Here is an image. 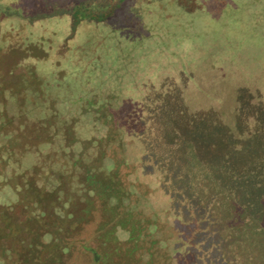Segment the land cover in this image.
Returning a JSON list of instances; mask_svg holds the SVG:
<instances>
[{"label":"rangeland","instance_id":"374dc122","mask_svg":"<svg viewBox=\"0 0 264 264\" xmlns=\"http://www.w3.org/2000/svg\"><path fill=\"white\" fill-rule=\"evenodd\" d=\"M66 2L0 0V264L48 259L43 246L57 232L63 236L59 244L70 253L63 264H95L84 248L97 246L94 237L105 229L101 214L73 221L69 213L75 215L80 206H71L72 193L51 195V189L63 187L55 169L70 186L69 163L58 160L62 153L73 157L57 130L67 121L65 112L76 109L72 101L90 91L103 101L100 95L111 77L119 85H111L116 99L109 110L131 95L136 99L138 83L146 95L135 102L141 112L122 143L103 139L99 150L91 144L87 165L101 150L105 157H125L122 173L130 175L145 163L143 172L151 179L147 202L163 196L156 189L166 181L184 212L209 217L213 240L233 264H264V244L255 245L262 231L264 241V101L257 102L264 87V74L259 76L264 73V7L257 0H126L101 24L73 27L70 18L42 17V12L54 15L57 5ZM10 26L15 30L8 34ZM129 32L135 37L125 48ZM164 95L169 98L156 102ZM91 120L84 113L75 123L79 141L102 134ZM39 137L45 146L37 145ZM81 145L73 146L74 155ZM139 151L149 158L141 157L140 163ZM49 154L56 164L45 161ZM135 177L130 175L126 185ZM142 198H137L133 220L150 210ZM122 206L118 212L125 210ZM163 232L173 235L167 226Z\"/></svg>","mask_w":264,"mask_h":264},{"label":"trees","instance_id":"16d2710c","mask_svg":"<svg viewBox=\"0 0 264 264\" xmlns=\"http://www.w3.org/2000/svg\"><path fill=\"white\" fill-rule=\"evenodd\" d=\"M124 1L126 0H68L66 4L59 5V7L57 5L56 9L58 12H54V15H48L42 12V14H44L42 17H58L55 20L66 18L69 20L70 18L73 27H76L83 22H95L101 24L106 21L105 19L111 18ZM257 3L264 7V0H257ZM34 20L36 21V19ZM2 29L3 28H1L0 22V31ZM14 30L15 28H11V26L8 27V34ZM111 32L109 33L112 36H115L114 32ZM155 32L159 33V31ZM130 34L131 35L126 38L128 40H125L128 45L122 44L125 48L131 45L129 40L135 37L134 33ZM149 37H153L154 39V34ZM155 42L157 43V41ZM144 45L145 43L141 46L145 48ZM35 49L38 50L37 47ZM129 53L130 55L128 57L131 58L133 50ZM138 57L141 59L140 56ZM138 62L140 63L141 60H138ZM124 74H122V76ZM263 74L264 73L261 71L259 76H262ZM119 76H121V74ZM152 76L153 75L148 76L146 80L147 83H149V78ZM119 79H121V77ZM106 82L108 84L103 87L104 93L100 95L103 101H96L94 91H90L88 94L75 99L72 103L78 105L77 108L75 109L74 106L73 110L71 109L65 112L68 117L66 118L67 121L62 120L61 124L57 127L62 141L65 144V150L72 152L73 157L70 158L69 155L67 156V154L62 153V157H59L58 159L59 161L65 159L69 163V170L66 173H70V186H65V184L61 182L62 174L55 169L56 171L54 170V172L57 175V182H59L63 187H52L51 189L53 190L51 195L56 194V191L57 193L64 192V194L68 191L72 193L69 200H75V202H73L74 204L71 206L73 208L75 205L78 206V204L80 206V208L75 209V215L72 212L69 213L71 218H73V221H83L84 217L91 212L96 211L101 214L100 224H104L105 229L103 228V230H98L94 237L97 246L95 248H84L85 252L92 256V263L233 264L232 258L228 256V251L220 247L219 241L216 242L213 240V233L215 232L209 230L210 222L207 220L209 217L207 218L203 216L204 213L201 215L194 214L191 216L188 215L186 211L184 212L185 209L183 207L184 205L181 203L182 201H180V205H178L177 202H174L176 201L174 198L175 196H170L171 190L166 185V181L160 182L161 186L156 189V192H161L163 196L160 195L159 198L153 197L150 203L147 202V195H150V183L147 182V178L150 177V174H144L143 172L147 171L145 163L140 166L137 164L135 168H132L130 175L134 174L136 177L134 181H131L128 185H126L127 183L125 182H127L126 180L130 177L129 172L122 173L119 171L121 166L126 165V161L124 160L125 157L122 155L120 158L116 157L115 154L111 157H105L104 152L101 150L99 155L94 157L92 160L94 162L92 164L93 167L87 165V162L84 160L86 158L85 152L91 144H94V150H99L101 149L103 139L111 144H113L116 140H118L119 144L122 143L125 134L129 133L127 131L129 130L128 127L130 128L129 125L135 120L133 118L136 117L137 119L139 113L141 112L138 110L135 102L141 99V96L144 97L146 95L144 84L138 83L137 86L139 88L137 90L134 89L136 99L131 95L129 98L130 102H124L123 100L122 104L115 103L116 105L114 108L109 110V104L114 102L116 99V97H114L116 89L114 90L111 85L114 86L116 84L118 86L119 82H114L113 77ZM261 92V96H258L259 98L257 101L259 103L264 101V87L261 89ZM161 93L163 94V92ZM250 95H252V97L254 96L253 93H250ZM164 96L165 98L159 97L161 99H157L156 102L163 103L165 99L169 98L166 95ZM262 108L264 107L262 106ZM26 109L31 112L33 108L29 107ZM84 113L91 115V125L94 130L97 129L98 125L103 129L102 134L98 138L89 136L80 139L82 141H79L77 137L75 138V130H73L74 125ZM146 118H152V116L147 113ZM147 120L150 121L149 119ZM55 125L56 124L54 122L51 128H54ZM39 127L42 128V125L40 124ZM38 139L42 141L37 142V145L40 143L44 144V146L46 145L45 140L41 139V137ZM135 142L139 141L135 139ZM76 143L77 146L75 148L79 146L81 147V144H83V147L78 154L74 155L73 153H75V149L73 146L76 145ZM129 152L132 153V149ZM138 153L140 163L143 161L141 157L149 158V155L145 151H139ZM47 156L50 158L48 160L45 159V161H49L51 165L54 164L55 162L51 160V157H54V154H49ZM107 160L109 162H107ZM103 164H105L104 167L106 169L104 171L103 168H101L103 167ZM61 167H64V164H62ZM26 186H28V182H26ZM162 190H164L165 193H163ZM133 195L137 196L135 200L131 199V201L130 197ZM138 197L146 199L143 201H146L149 207L145 205L144 208L150 209L148 211L142 210V212L138 213L137 218H144L143 220L137 218L133 220L131 217V213L135 211L136 205L137 208H139L138 205L140 202L137 201ZM125 201L128 202V204H130V201L133 203L132 205H126V207L122 206ZM121 206L125 210L122 209L118 212V209L121 208ZM126 214L129 215V218L127 219L123 218ZM166 226L169 229H172L173 235L166 236L164 234L163 229ZM118 232L120 234L119 236L122 235L121 239L117 237ZM262 232L256 235V246L257 242L259 245L264 244ZM152 234L154 235L153 238L151 237ZM56 235L57 237L55 239L50 240L48 244L43 246L47 252L49 251L48 259L46 258L43 261L39 260L38 264H50L54 262L63 264L64 259L69 256L70 253L68 252L67 247L59 244L63 239L62 234L57 232ZM36 239L37 235L32 238L31 243H34ZM186 255H188V257H186ZM0 260H2L1 254Z\"/></svg>","mask_w":264,"mask_h":264}]
</instances>
